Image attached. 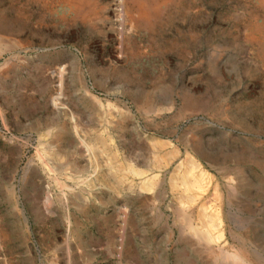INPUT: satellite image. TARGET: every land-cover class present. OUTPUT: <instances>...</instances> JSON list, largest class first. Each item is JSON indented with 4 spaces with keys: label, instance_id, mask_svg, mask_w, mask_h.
<instances>
[{
    "label": "rangeland",
    "instance_id": "1",
    "mask_svg": "<svg viewBox=\"0 0 264 264\" xmlns=\"http://www.w3.org/2000/svg\"><path fill=\"white\" fill-rule=\"evenodd\" d=\"M223 252L264 264V0H0V264Z\"/></svg>",
    "mask_w": 264,
    "mask_h": 264
},
{
    "label": "bare ground",
    "instance_id": "2",
    "mask_svg": "<svg viewBox=\"0 0 264 264\" xmlns=\"http://www.w3.org/2000/svg\"><path fill=\"white\" fill-rule=\"evenodd\" d=\"M192 159V158H191ZM193 160V159H192ZM51 161V160H50ZM186 162V161H185ZM187 165L190 167V168H188L189 169V172L194 176L195 174H194V171H196V170H194L195 168H196V166L194 165V162H192L191 160H188L187 161ZM187 166V167H188ZM188 169H186V170H188ZM187 172V171H186ZM200 172V171H199ZM188 175V174H187ZM183 178V177H182ZM194 178L197 180L198 179V177H196V176H194ZM189 184V183H188ZM160 187V186H159ZM177 209V208H176ZM177 215H179V217L180 216H182L183 217V215H182V213H177ZM183 219H185L186 220V224H187V227L192 231V233H193V235H194V237H196L197 238V240L199 241V242H205V244H206V248L208 247L207 245H208V243L209 242H207V240H205L200 234H199V232H197V230L195 229V227L193 226V224H191V220L188 218H185V216H184V218ZM208 225V224H207ZM183 227V226H182ZM213 227V226H212ZM207 228V227H206ZM182 232V231H181ZM221 235V234H220ZM195 239V238H194ZM196 240V241H197ZM205 246V245H204ZM221 250V249H220ZM226 253H228V252H223V254H222V258H223V260H225V258L226 257H228V259H229V257L233 260V262L235 263V264H247L245 261H244V259H242L239 255H237L236 253H229V254H226ZM227 255V256H226ZM227 259V258H226Z\"/></svg>",
    "mask_w": 264,
    "mask_h": 264
}]
</instances>
